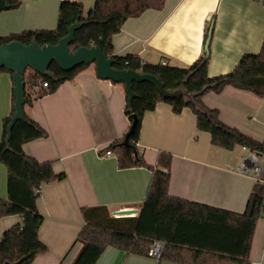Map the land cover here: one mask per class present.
I'll return each mask as SVG.
<instances>
[{
  "label": "crops",
  "instance_id": "obj_1",
  "mask_svg": "<svg viewBox=\"0 0 264 264\" xmlns=\"http://www.w3.org/2000/svg\"><path fill=\"white\" fill-rule=\"evenodd\" d=\"M17 9L0 14V37L24 31L55 30L63 1L80 2L87 13L95 0H21ZM211 78L232 72L247 54H258L264 42V0H166L162 10H148L128 20L113 37L114 53L133 54L143 62L189 67L205 52L208 29ZM30 72V71H29ZM219 111L221 121L264 142V98L227 87L203 98ZM14 105V82L0 73V145L4 120ZM127 92L123 84L101 80L94 65L59 89L25 107V114L49 136L28 142L24 152L39 162H52L66 178L42 187L37 202L43 217L39 237L48 249L32 264H74L86 246L78 236L86 222L83 208L137 210L147 197L153 172L147 168L121 170L117 155L105 150L121 140L130 121L125 115ZM138 149L149 166L160 153L172 155L169 194L234 213H244L256 182L239 172L248 155L241 146L226 150L214 146L211 135L197 129L190 109L180 115L161 103L142 121ZM241 150V151H239ZM0 197L8 198V169L0 164ZM22 222L19 216L0 219V238ZM264 257V226H256L250 261ZM96 264H175L127 254L108 247Z\"/></svg>",
  "mask_w": 264,
  "mask_h": 264
},
{
  "label": "trees",
  "instance_id": "obj_2",
  "mask_svg": "<svg viewBox=\"0 0 264 264\" xmlns=\"http://www.w3.org/2000/svg\"><path fill=\"white\" fill-rule=\"evenodd\" d=\"M11 9L21 6V0H4ZM166 0H95L86 13L80 2L63 1L59 9L55 30L24 31L0 37V46L14 41L30 44L36 40L41 46L56 45L68 34L77 21L87 24L76 33L74 50L99 46L115 59L118 70H134L156 76L169 91L184 89L188 97L165 100L150 83H135L136 98L132 107L127 105L125 115L130 127L121 140L106 150L117 155L121 170L147 168L153 172L147 197L136 217L114 218L106 207L83 208L86 225L78 240L86 243L74 264H96L108 247L118 248L127 254L149 257L154 241L165 244L162 261L175 264H250V254L257 223L264 208V185L257 184L242 214L175 198L169 194L172 155L160 153L155 167L149 166L138 149L142 121L161 103L169 104L176 115L190 109L197 117V129L211 135L214 146L233 150L236 146L264 153V142H259L236 128L224 124L219 111L208 108L203 98L214 92L220 94L231 86L264 98V42L258 54L245 55L229 74L211 78L208 74L211 53L208 50L189 67L163 66L145 63L133 54L118 56L114 53L113 37L122 31L124 24L139 18L148 10H162ZM3 11L0 9V14ZM211 26L208 29L210 32ZM206 36V43L209 39ZM212 38V37H211ZM211 42V39H210ZM89 65L65 72L55 63L50 67L55 80L27 71L26 106L35 100L55 93L59 87L73 81ZM1 72L13 73L7 69ZM0 72V73H1ZM47 83L48 88H42ZM15 115V96L11 115L4 120L0 145V164L8 169V198L0 197V219L19 216L22 222L7 230L0 238V264H32L37 256L48 249L40 240L43 217L37 202L38 189L44 185L63 181L65 174H56L52 162H39L24 152V145L47 138L48 132L26 116L13 128L9 148L6 143L8 126ZM137 118L134 132L129 135ZM128 138L129 146L124 142ZM162 170L163 172L159 171Z\"/></svg>",
  "mask_w": 264,
  "mask_h": 264
},
{
  "label": "water",
  "instance_id": "obj_3",
  "mask_svg": "<svg viewBox=\"0 0 264 264\" xmlns=\"http://www.w3.org/2000/svg\"><path fill=\"white\" fill-rule=\"evenodd\" d=\"M0 9L2 11L10 10L11 6L6 5L4 0H0ZM86 24L87 22L85 21H77L69 27L68 34L61 38L56 45L41 46L36 40H33L28 45L14 41L0 46V72L2 69L11 71L14 82L15 115L12 117L8 126V135L6 138L8 148L16 123L27 120L25 114V105L27 103L25 74L27 71H32L43 77L55 80L54 74L50 71L53 63L65 72L72 71L82 65H94L96 75L99 79L112 81L125 86L129 107H132L133 101L136 98L133 90L135 83L147 82L154 85L165 100L180 99L189 96V93L184 89L175 91L167 90L165 85L154 75L142 74L134 70L116 69L114 67L115 59L108 57L99 46L92 48L82 47L74 50L71 46L76 41V33ZM212 32L213 25L211 26L209 39L206 43V51L209 47ZM136 124L137 118L134 117V123L129 135L134 132ZM124 144L129 146L128 138ZM159 171L163 172L162 170ZM118 214L122 218L132 214L137 215L138 211H119Z\"/></svg>",
  "mask_w": 264,
  "mask_h": 264
},
{
  "label": "built area",
  "instance_id": "obj_4",
  "mask_svg": "<svg viewBox=\"0 0 264 264\" xmlns=\"http://www.w3.org/2000/svg\"><path fill=\"white\" fill-rule=\"evenodd\" d=\"M163 66H167L168 63L166 60H163L161 63ZM42 88L46 89L48 88L47 83L42 84ZM244 151L248 152L247 159L243 161L242 166L239 169V172L242 175L248 176L252 178L256 184L264 185V153L257 152V151H251L246 147H243ZM114 153L111 151H107L105 153V156L110 157L113 156ZM37 194L41 195L42 189H38L36 191ZM119 211H115L112 213V217L114 218H121V216L118 214ZM137 215H129L128 217H136ZM262 217L264 219V208ZM165 250V244L161 241H154L151 249L149 250V257L161 260L164 254ZM250 264H264V257H262L260 260L257 261H250Z\"/></svg>",
  "mask_w": 264,
  "mask_h": 264
},
{
  "label": "rangeland",
  "instance_id": "obj_5",
  "mask_svg": "<svg viewBox=\"0 0 264 264\" xmlns=\"http://www.w3.org/2000/svg\"><path fill=\"white\" fill-rule=\"evenodd\" d=\"M239 151H241V150H239ZM246 152H247V151H246ZM241 153H243V155H248V152L245 153V152H242V151H241ZM122 218H126V217H122ZM263 226H264V219H263V217H261V218L259 219L258 223H257V227H259V229H263Z\"/></svg>",
  "mask_w": 264,
  "mask_h": 264
}]
</instances>
